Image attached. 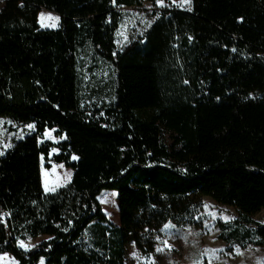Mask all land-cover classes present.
<instances>
[{
	"label": "trees",
	"instance_id": "16d2710c",
	"mask_svg": "<svg viewBox=\"0 0 264 264\" xmlns=\"http://www.w3.org/2000/svg\"><path fill=\"white\" fill-rule=\"evenodd\" d=\"M138 1L0 7V116L12 130L34 124L0 154V253L13 264H125L128 242L147 254L167 221L197 223L204 190L248 211L264 202V0L159 8L118 49L119 6ZM39 8L60 25L41 27ZM83 56L112 65L109 98L86 97ZM48 128L63 139L41 140ZM53 148L73 174L46 191L41 159ZM44 165L52 185L70 177ZM104 189L118 191L120 224L103 210ZM219 226L231 246L264 244V225L241 208Z\"/></svg>",
	"mask_w": 264,
	"mask_h": 264
},
{
	"label": "rangeland",
	"instance_id": "374dc122",
	"mask_svg": "<svg viewBox=\"0 0 264 264\" xmlns=\"http://www.w3.org/2000/svg\"><path fill=\"white\" fill-rule=\"evenodd\" d=\"M3 3L4 0H0V7ZM169 6L190 8L192 0H139L133 5L119 6L122 10V17L120 25L115 31L118 49L139 37L155 19L156 11L159 8ZM38 22L41 27H58L60 16L46 8H39ZM80 70L84 76V93L87 98L107 99L111 96L114 89L112 65L102 59L95 61L91 56H83L80 62ZM10 123L9 118L0 116V154L6 151L14 139L23 137L27 132L34 129V124H28L24 128L12 130L9 128ZM55 129H46L41 140L59 141L63 139V136L54 134ZM57 152L59 149L53 148L49 160H45L43 156L41 159L42 169L46 171L44 176L42 174L43 186L46 191H53L65 185L70 181L73 174L72 168H66L63 162L54 161L52 155ZM73 157L77 158L76 155ZM46 162L51 163L52 167L61 163L64 169L70 171V177L68 179L62 178L61 184L52 185L48 176V169L44 165ZM107 190L109 192L104 193L103 202L100 201L103 210L113 223L120 224L122 215L118 191L104 189V191ZM210 190L201 192L203 204L195 216L197 223L184 224L172 220L167 221L162 227V231L156 235L153 250L147 254L141 253L132 241L128 242L125 264H202L204 259H207L211 264H249L250 256L247 258L246 254L252 248L259 251L261 245L241 246L234 244L231 246L230 243L219 237V220H233L237 215V208H241L264 225V202L260 205H254L252 211H248L242 205L237 206L236 203L228 200L226 195ZM262 233L264 234V228ZM43 237L45 236L27 237L19 242L22 247L29 248ZM15 261L11 253H0V264H13ZM39 264H44V259H41Z\"/></svg>",
	"mask_w": 264,
	"mask_h": 264
},
{
	"label": "crops",
	"instance_id": "0c3cea01",
	"mask_svg": "<svg viewBox=\"0 0 264 264\" xmlns=\"http://www.w3.org/2000/svg\"><path fill=\"white\" fill-rule=\"evenodd\" d=\"M264 245L260 246V250H255L252 248V250L246 254L247 258L248 256H250L249 258V264H264ZM258 252V253H255ZM247 262V261H246Z\"/></svg>",
	"mask_w": 264,
	"mask_h": 264
},
{
	"label": "snow or ice",
	"instance_id": "6c2138e0",
	"mask_svg": "<svg viewBox=\"0 0 264 264\" xmlns=\"http://www.w3.org/2000/svg\"><path fill=\"white\" fill-rule=\"evenodd\" d=\"M73 159H76V157H73Z\"/></svg>",
	"mask_w": 264,
	"mask_h": 264
}]
</instances>
